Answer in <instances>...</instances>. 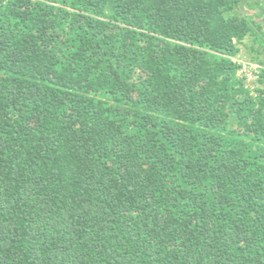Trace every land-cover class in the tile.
Here are the masks:
<instances>
[{
  "label": "trees",
  "instance_id": "trees-1",
  "mask_svg": "<svg viewBox=\"0 0 264 264\" xmlns=\"http://www.w3.org/2000/svg\"><path fill=\"white\" fill-rule=\"evenodd\" d=\"M240 7L0 0V264H264Z\"/></svg>",
  "mask_w": 264,
  "mask_h": 264
},
{
  "label": "rangeland",
  "instance_id": "rangeland-1",
  "mask_svg": "<svg viewBox=\"0 0 264 264\" xmlns=\"http://www.w3.org/2000/svg\"><path fill=\"white\" fill-rule=\"evenodd\" d=\"M239 12L249 15L264 28V0H241ZM238 46L240 52L232 56L240 66L238 76L244 80L245 88L250 90V94L256 97L258 95L257 88L263 87L259 79L262 69H264V45L257 42L255 36L250 34ZM244 63L248 66L246 70L243 68ZM230 128L232 130L240 128L239 121L233 115L230 117Z\"/></svg>",
  "mask_w": 264,
  "mask_h": 264
},
{
  "label": "built area",
  "instance_id": "built-area-1",
  "mask_svg": "<svg viewBox=\"0 0 264 264\" xmlns=\"http://www.w3.org/2000/svg\"><path fill=\"white\" fill-rule=\"evenodd\" d=\"M243 68H244L245 70L248 68V66H247L246 63L243 64Z\"/></svg>",
  "mask_w": 264,
  "mask_h": 264
}]
</instances>
